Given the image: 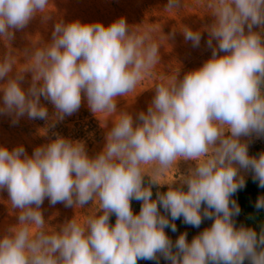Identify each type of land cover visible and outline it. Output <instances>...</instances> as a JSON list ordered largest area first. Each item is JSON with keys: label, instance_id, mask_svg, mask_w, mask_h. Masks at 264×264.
I'll list each match as a JSON object with an SVG mask.
<instances>
[{"label": "clouds", "instance_id": "obj_1", "mask_svg": "<svg viewBox=\"0 0 264 264\" xmlns=\"http://www.w3.org/2000/svg\"><path fill=\"white\" fill-rule=\"evenodd\" d=\"M50 2L0 0V40L7 45L14 30L24 29L38 14L49 19ZM180 6L181 0H168L164 10ZM206 7L215 18L206 29L211 57L182 79L176 75L156 83L139 123L128 112L118 113L117 98L132 92L160 63L161 45L151 30H133L124 18L108 26L60 21L50 43L23 53L24 67H17L11 50L0 59V80L8 77L0 85V114L13 116L14 124L25 114L47 119L41 97L54 105L55 119L63 120L79 110L82 93L95 116H118L104 148L93 157L83 142L58 134L32 155L22 145L0 146V190L7 189L11 208L19 210L18 223L0 236V264H137L160 255L170 264H244L246 259L264 264V228L259 234L237 228L234 218L241 209L232 199L245 187L240 169L251 170L264 188V152L250 156L241 141L253 133L264 135V0H209ZM182 32L199 46V31L184 27ZM25 72L32 73L27 90L21 87ZM180 160L196 166L160 183ZM145 165L152 166L147 183ZM163 185L168 190L153 199L152 187ZM45 198L74 208L98 202L100 213L83 224L73 217L50 233L41 211ZM133 199L142 201L138 214ZM254 207L264 209V196ZM181 217L197 228L203 219L213 223L191 242L184 232L173 243L165 229L177 231L174 221Z\"/></svg>", "mask_w": 264, "mask_h": 264}, {"label": "rangeland", "instance_id": "obj_2", "mask_svg": "<svg viewBox=\"0 0 264 264\" xmlns=\"http://www.w3.org/2000/svg\"><path fill=\"white\" fill-rule=\"evenodd\" d=\"M209 0H181L179 9L165 11L168 0H51L49 5L50 18L45 20L42 14L36 15L22 30H14V38L6 45L0 40V59L11 50V54L17 59V67H24L26 57L23 53L31 52L34 47L50 43L54 25L63 21L69 23L79 20L82 23H102L105 26L113 21L124 18L133 30L145 32L151 30L153 39L160 43V63L136 85L135 89L125 97L117 98V111L128 112L132 115L134 123H139L137 116L140 112H147L148 107L155 96V84L167 83L177 75L178 79L202 64L211 57L212 50L207 45L208 31L214 17L211 10L206 7ZM188 27L201 33V41L198 47H193L191 41H186L182 30ZM247 31V27L245 26ZM254 31H260L259 26H254ZM217 41L213 39L215 46ZM223 55V53H220ZM17 69L14 67L10 76H15ZM21 87L27 90L32 83V73H23ZM0 80V85L7 81ZM3 92L0 91V104H2ZM41 104L47 107V119H29L27 114L20 117L17 123H13V116L0 114V146L9 150L22 145L28 155H32L38 146L49 143L56 135L63 136L73 141L84 143L90 157L95 156L104 148L106 133L113 126V121L118 118L116 114L109 116L105 113H96L89 109L86 97L82 93L81 107L71 116H65L63 120L55 119V107L51 102L40 99ZM242 142H247L248 153L252 155L257 146L264 152V137L253 133L248 137H241ZM196 166L195 161L180 160L176 168L167 169L159 181L168 184L179 179V175H187L190 168ZM145 171V183L151 175V165L142 166ZM180 173V174H179ZM242 174V169H240ZM179 181L173 186H178ZM168 186V185H166ZM159 186L161 188H168ZM7 189L0 190V236L6 230L18 223V209L11 208ZM134 202L142 203L133 199ZM132 207V206H131ZM41 211L45 219V230L55 232L66 221L73 217L78 223H85L90 216L100 213L98 202L89 201L84 207H66L64 203L50 204L45 198L41 205ZM112 216V215H111ZM110 216V217H111ZM150 264H170L158 256L157 260H148ZM250 264V262H248Z\"/></svg>", "mask_w": 264, "mask_h": 264}, {"label": "trees", "instance_id": "obj_3", "mask_svg": "<svg viewBox=\"0 0 264 264\" xmlns=\"http://www.w3.org/2000/svg\"><path fill=\"white\" fill-rule=\"evenodd\" d=\"M257 150L254 152L253 156H257ZM168 190V188H161L159 186H153V199L156 198V193L161 192L164 193ZM186 190V187H185ZM259 196H264V188L259 187L258 182L253 180V174L250 179H248L245 183V187L238 190L232 197L235 199L240 206V214L236 216L235 224L236 227H240L241 225L245 227L253 228L258 234L260 233L261 229L264 228V209H256L254 207L257 198ZM141 204L139 202L131 201L132 210L135 214H138L141 208ZM161 214L169 215L164 213V210L160 208ZM169 219L170 215H169ZM116 220L115 215L113 214L110 217V223L114 224ZM176 224L177 231L173 232L171 228H166L165 232L167 236L173 241L179 237L181 233H187V240L191 242V240L202 232L205 228H208L213 223V220L210 219H203L201 225L197 227L190 226L183 222V217L174 221ZM248 260L244 261V264H248ZM137 264H150L147 259H140L137 261Z\"/></svg>", "mask_w": 264, "mask_h": 264}, {"label": "crops", "instance_id": "obj_4", "mask_svg": "<svg viewBox=\"0 0 264 264\" xmlns=\"http://www.w3.org/2000/svg\"><path fill=\"white\" fill-rule=\"evenodd\" d=\"M262 136L264 137V135H262ZM256 150H257L258 155L262 152L260 146H257L256 149L254 150V152H256ZM254 152H253V154L250 155V156H253V155H254ZM257 153H256V154H257ZM258 155H257V156H258ZM240 175H243V176H244V178H245V183H246V181L252 177V172H251V170H245V169H242V174L240 173ZM160 183H161V182H160ZM163 186H164V185H163ZM165 186H166V185H165ZM178 186H179V185H178ZM166 187H168V186H166ZM185 187H186V186H185Z\"/></svg>", "mask_w": 264, "mask_h": 264}]
</instances>
